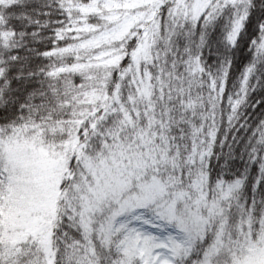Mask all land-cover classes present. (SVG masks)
<instances>
[{
	"label": "snow or ice",
	"instance_id": "1",
	"mask_svg": "<svg viewBox=\"0 0 264 264\" xmlns=\"http://www.w3.org/2000/svg\"><path fill=\"white\" fill-rule=\"evenodd\" d=\"M0 264H264V0H0Z\"/></svg>",
	"mask_w": 264,
	"mask_h": 264
}]
</instances>
